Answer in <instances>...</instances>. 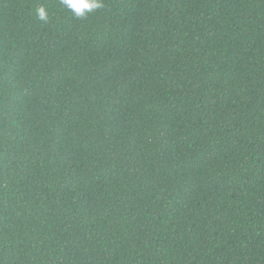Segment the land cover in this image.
<instances>
[{
  "label": "trees",
  "instance_id": "16d2710c",
  "mask_svg": "<svg viewBox=\"0 0 264 264\" xmlns=\"http://www.w3.org/2000/svg\"><path fill=\"white\" fill-rule=\"evenodd\" d=\"M104 3L0 0V264H264V0Z\"/></svg>",
  "mask_w": 264,
  "mask_h": 264
},
{
  "label": "clouds",
  "instance_id": "9594fccd",
  "mask_svg": "<svg viewBox=\"0 0 264 264\" xmlns=\"http://www.w3.org/2000/svg\"><path fill=\"white\" fill-rule=\"evenodd\" d=\"M60 3L77 19H86L89 15L105 8L104 0H60ZM36 15L40 21L48 23L49 16L44 6L36 9Z\"/></svg>",
  "mask_w": 264,
  "mask_h": 264
}]
</instances>
